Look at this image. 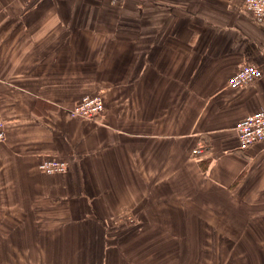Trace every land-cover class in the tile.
<instances>
[{
  "label": "crops",
  "instance_id": "1",
  "mask_svg": "<svg viewBox=\"0 0 264 264\" xmlns=\"http://www.w3.org/2000/svg\"><path fill=\"white\" fill-rule=\"evenodd\" d=\"M243 64L263 74L228 87ZM98 87L101 115H70ZM257 110L264 18L241 0H0V264H147L135 236L203 210L264 248V139L234 129Z\"/></svg>",
  "mask_w": 264,
  "mask_h": 264
},
{
  "label": "rangeland",
  "instance_id": "2",
  "mask_svg": "<svg viewBox=\"0 0 264 264\" xmlns=\"http://www.w3.org/2000/svg\"><path fill=\"white\" fill-rule=\"evenodd\" d=\"M85 95H99L104 110L102 88L80 95L75 105ZM50 158L44 157L37 164ZM203 214L202 218L187 221L186 233L139 234L138 239L135 236L134 244L143 238L144 244L137 250L134 246V257L147 251L151 252L147 264H264V248L257 226L246 228L244 232L243 219L234 222L227 218H210L207 210H203Z\"/></svg>",
  "mask_w": 264,
  "mask_h": 264
},
{
  "label": "built area",
  "instance_id": "3",
  "mask_svg": "<svg viewBox=\"0 0 264 264\" xmlns=\"http://www.w3.org/2000/svg\"><path fill=\"white\" fill-rule=\"evenodd\" d=\"M244 10L255 16L264 18V0H241ZM261 67L255 64H243L226 79V85L239 88L258 79L262 73ZM103 101L99 95H85L79 104L70 111V115L82 118H94L101 115ZM238 146L245 149L264 139V110L247 113L237 119L234 125ZM5 137L4 123L0 118V142ZM200 151L199 147L191 150L192 154ZM67 162L61 159H44L37 164L39 171L47 174L61 173L66 170Z\"/></svg>",
  "mask_w": 264,
  "mask_h": 264
}]
</instances>
